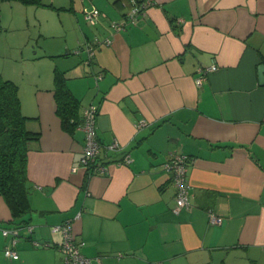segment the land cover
Returning <instances> with one entry per match:
<instances>
[{"label":"crops","instance_id":"crops-1","mask_svg":"<svg viewBox=\"0 0 264 264\" xmlns=\"http://www.w3.org/2000/svg\"><path fill=\"white\" fill-rule=\"evenodd\" d=\"M133 1L140 0L27 6L36 8L37 21L47 8L64 12L67 39L58 52L56 45L40 56L22 52V61L14 55L23 44L9 50L3 40L18 18L4 17L7 1L0 4V75L18 86L21 113L32 119L27 128L39 133L27 152L29 223L7 224L0 197V264H60V235L51 228L68 221L81 254L100 264H264V85L257 73L264 64V0H150L133 22L113 30ZM92 9L101 13L94 25L84 18ZM51 26L40 24L39 36L52 38ZM212 65L217 70L197 86L196 69ZM56 72L79 103L66 127L56 114ZM91 104L98 106L106 166L94 175L80 167L81 116ZM113 142L119 151H110ZM177 152L191 161L190 208L175 214L162 165ZM124 154L129 164L119 163ZM209 213L221 222L211 225ZM13 227L16 260L5 257L12 240L1 234Z\"/></svg>","mask_w":264,"mask_h":264},{"label":"built area","instance_id":"built-area-1","mask_svg":"<svg viewBox=\"0 0 264 264\" xmlns=\"http://www.w3.org/2000/svg\"><path fill=\"white\" fill-rule=\"evenodd\" d=\"M152 5L150 0L133 1L129 10L125 13V17L121 22L112 23L111 28L115 31L123 29L128 23L133 22L134 18L138 14H142L148 7ZM101 17V13L96 10L84 11V18L87 23L94 25L97 19ZM95 44L109 45L111 41L109 39L100 41L96 39ZM94 47L88 46L86 48L87 59L93 57ZM217 67L212 65L210 67H198L195 72V84L200 86L205 77L214 71ZM98 115V106L91 104L84 108L81 116V127L84 132V146L82 149V155L80 159V167L86 170L89 175L103 174L106 170L103 162L100 159L101 145L97 139L96 119ZM143 124L139 125L142 126ZM110 151L117 152L120 150L118 143L113 142L109 145ZM129 155L124 154L120 160V164H129ZM191 161L188 157L182 153L171 154L169 160L162 165L164 171L170 174L172 186L174 188V201L175 207L173 212L178 214L182 209H189V196L190 186L187 182V170ZM210 224H219L221 218L213 213H209ZM25 229L30 234L32 228L26 226ZM53 233L60 235V242L57 250L61 256L60 264H100L98 259L92 260L81 254L80 248L83 246L81 241H78L73 233V226L71 222H65L60 226H54L51 228ZM1 234L3 237H11V245L4 248L5 257L16 260L18 255L14 250L17 236L19 235V228H7L2 229Z\"/></svg>","mask_w":264,"mask_h":264},{"label":"trees","instance_id":"trees-1","mask_svg":"<svg viewBox=\"0 0 264 264\" xmlns=\"http://www.w3.org/2000/svg\"><path fill=\"white\" fill-rule=\"evenodd\" d=\"M24 6H43L41 0H0ZM56 114L66 127L75 116L78 101L70 94L66 79L56 72L53 80ZM32 120L23 116L18 86L0 75V197L9 213V225L29 223L32 209L29 204L31 185L27 179L28 144L39 139V133L27 128Z\"/></svg>","mask_w":264,"mask_h":264},{"label":"rangeland","instance_id":"rangeland-1","mask_svg":"<svg viewBox=\"0 0 264 264\" xmlns=\"http://www.w3.org/2000/svg\"><path fill=\"white\" fill-rule=\"evenodd\" d=\"M47 0H44V2ZM2 2H0L1 4ZM5 3V2H3ZM5 5H8L7 9H4L2 14L4 17L11 15L13 12L18 18V22L14 24L11 29L7 30V34L3 37V40L7 42V44H10L9 50L11 49L12 43L17 46L22 43L23 47L17 49L16 54L14 55V60L16 61H22L20 60L22 56H20V53L24 52L25 55H33L37 56L36 54L34 55L33 52H37V54L40 56L43 54V50H45V47H50V45H56L55 49L58 52V50H61V47L64 44V40L67 39V16L64 14V12H60L58 10H53L47 8V15L46 18L42 19L41 21H37L35 19V14L34 12H31L32 9L36 8H30V10L27 8V6H23L19 3L16 2H6ZM11 7H17V8H11ZM42 9V8H41ZM8 19V18H7ZM51 24V29L53 30L52 33V38L50 37H43L44 35H40V32H38L40 29V24L45 25V24ZM63 27L64 29L59 31V27ZM5 38V39H4ZM57 58H54V64L58 68L61 69V67L64 65L63 62H60V60H56ZM11 65L16 64L19 65V63H12L13 61H9ZM31 61L26 62V65H24V72L26 75H30L32 73L31 70ZM53 65V63H52ZM54 66V65H53ZM29 71V72H28ZM41 73V71H40ZM25 75V76H26ZM24 91V89H23Z\"/></svg>","mask_w":264,"mask_h":264},{"label":"water","instance_id":"water-1","mask_svg":"<svg viewBox=\"0 0 264 264\" xmlns=\"http://www.w3.org/2000/svg\"><path fill=\"white\" fill-rule=\"evenodd\" d=\"M259 85H264V64L257 67Z\"/></svg>","mask_w":264,"mask_h":264}]
</instances>
